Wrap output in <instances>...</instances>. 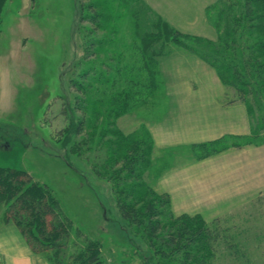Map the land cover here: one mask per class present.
Returning a JSON list of instances; mask_svg holds the SVG:
<instances>
[{"label":"rangeland","instance_id":"obj_1","mask_svg":"<svg viewBox=\"0 0 264 264\" xmlns=\"http://www.w3.org/2000/svg\"><path fill=\"white\" fill-rule=\"evenodd\" d=\"M95 1L5 0L0 166L49 185L75 229L101 243L104 264H185L124 219L125 183H140L149 201L163 197L166 231L183 214H202L208 264H264V88L250 92L257 74L244 64L261 36L251 30L258 0ZM100 13L109 15L97 19L103 26ZM117 90L130 110L110 124L124 135L115 150L96 111L105 116ZM245 107L251 130L239 134ZM130 142L140 153L133 172L115 156Z\"/></svg>","mask_w":264,"mask_h":264},{"label":"trees","instance_id":"obj_2","mask_svg":"<svg viewBox=\"0 0 264 264\" xmlns=\"http://www.w3.org/2000/svg\"><path fill=\"white\" fill-rule=\"evenodd\" d=\"M126 1H124L125 4ZM4 2L5 0H0V11ZM99 2L96 0L94 7L98 6ZM254 2L258 4V9H250L252 20L258 18L261 21L254 25L252 23L251 30H257L261 36L254 42L249 43L248 47L251 54L244 62L245 65L247 63L248 67L252 68L249 71L250 73L253 74L255 72L257 74L253 85L254 89L252 87L250 91L252 93L257 91L255 89L256 85L264 88V0ZM108 16L103 15V13L97 14L95 22L102 25L97 19H107ZM222 40L224 45L227 39L221 38L219 43ZM223 48L220 49L219 47L217 49V52L221 53L219 57H224L228 46L225 49ZM219 50L223 51L219 52ZM229 64H226L227 66L224 67L225 75L228 69H231L229 68ZM127 73V69L125 72L120 71L123 78H127ZM224 73L221 71V75L222 77L224 76L223 79L228 86V80H226ZM234 80H236V83L231 85L236 89L240 101L247 102L246 94L242 88V85H247V83L243 81L242 77L237 78V75ZM104 91L103 89L102 92ZM117 91L115 92V101L111 102L112 104L109 109L105 111V116L102 115L104 111L99 105L96 111L97 118L99 120L102 118L103 120H101V126L104 125L105 131L108 130L110 135H116L117 137L115 143H111L110 145L115 150L120 148L121 139L123 138L121 136L124 135L119 130L112 131V125L110 124L114 122L116 114L120 115V113L122 114L126 110H130L127 101L120 99L124 91ZM136 153L138 152L135 144L130 142L125 157H123L120 151L115 156L118 161L122 159L129 160L131 165L130 171L133 172L134 165L138 161ZM131 155H136V157H132ZM113 163L118 164L116 161H113ZM116 192L118 195H120L119 192L123 194L120 196L124 197L125 195L121 204L124 219L130 225L131 223H135L144 226V232L151 240L158 239L167 249L171 250L169 256H179L184 259L185 264H208V260L203 258V255L199 253L200 248L204 247L210 237L209 226L202 214H183L177 219L180 221L175 220L174 224L166 231L159 218L158 209H156L158 208L157 203H160L158 200L163 197L158 196L153 201L144 199L143 194L145 193L140 183H125L119 189V192L118 190ZM127 199L131 201H127ZM140 202L145 203L144 208L140 209V211H145V215L143 216L138 211L136 205ZM0 206H4L3 224L15 225L27 240L32 251L44 256L52 264H104L101 243L98 240L89 238L80 229H75L73 221L63 213L60 202L50 186L35 181L28 171L0 166ZM145 216H147V221L144 223L142 220ZM162 252H164V255H167V252ZM196 252L198 254H195ZM144 264H147L146 260H144Z\"/></svg>","mask_w":264,"mask_h":264},{"label":"crops","instance_id":"obj_3","mask_svg":"<svg viewBox=\"0 0 264 264\" xmlns=\"http://www.w3.org/2000/svg\"><path fill=\"white\" fill-rule=\"evenodd\" d=\"M195 90V89H194ZM238 101V100H237ZM233 101L230 105L240 104ZM228 106V103H225ZM243 104V103H242ZM245 106V105H244ZM245 110V111H244ZM243 110L244 122L239 134L251 130V121L247 109ZM250 124L249 128L248 125ZM238 134V133H237ZM0 264H52L48 259L32 251L20 230L13 224L0 227Z\"/></svg>","mask_w":264,"mask_h":264}]
</instances>
